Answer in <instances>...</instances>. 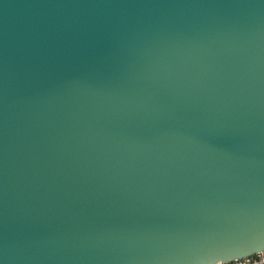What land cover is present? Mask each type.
<instances>
[{
    "label": "water",
    "instance_id": "95a60500",
    "mask_svg": "<svg viewBox=\"0 0 264 264\" xmlns=\"http://www.w3.org/2000/svg\"><path fill=\"white\" fill-rule=\"evenodd\" d=\"M262 250L264 0H0V264Z\"/></svg>",
    "mask_w": 264,
    "mask_h": 264
},
{
    "label": "snow or ice",
    "instance_id": "6c2138e0",
    "mask_svg": "<svg viewBox=\"0 0 264 264\" xmlns=\"http://www.w3.org/2000/svg\"><path fill=\"white\" fill-rule=\"evenodd\" d=\"M261 253H264V252H253L251 254L242 255L235 259L228 261L227 264H248L249 261L258 260V254H261Z\"/></svg>",
    "mask_w": 264,
    "mask_h": 264
},
{
    "label": "built area",
    "instance_id": "2783aa9c",
    "mask_svg": "<svg viewBox=\"0 0 264 264\" xmlns=\"http://www.w3.org/2000/svg\"><path fill=\"white\" fill-rule=\"evenodd\" d=\"M260 252H264V250H262ZM228 261H230V260H228ZM228 261H221V262H216V263H212V264H227ZM248 264H264V253L258 254V260L249 261Z\"/></svg>",
    "mask_w": 264,
    "mask_h": 264
}]
</instances>
